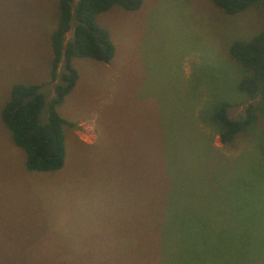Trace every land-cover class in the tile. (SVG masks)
<instances>
[{
    "label": "rangeland",
    "instance_id": "rangeland-1",
    "mask_svg": "<svg viewBox=\"0 0 264 264\" xmlns=\"http://www.w3.org/2000/svg\"><path fill=\"white\" fill-rule=\"evenodd\" d=\"M57 2L0 0V110L15 83L54 96ZM96 22L115 52L72 58L63 167L27 170L0 119V264H264V100L238 90L249 73L229 53L262 29L264 2L228 15L212 0H142ZM249 103L256 124L225 146L214 110Z\"/></svg>",
    "mask_w": 264,
    "mask_h": 264
},
{
    "label": "trees",
    "instance_id": "trees-1",
    "mask_svg": "<svg viewBox=\"0 0 264 264\" xmlns=\"http://www.w3.org/2000/svg\"><path fill=\"white\" fill-rule=\"evenodd\" d=\"M225 14L233 15L264 0H212ZM142 0H58L57 23L50 35V82L58 77L57 68L64 61L60 81L54 85V96L46 103L40 92L41 84L15 83L0 110L2 124L11 140L25 155L29 171H56L65 160L64 127L73 126L57 112L56 107L73 89L78 71L72 65L73 57H86L108 63L114 56L115 46L108 31L97 24L96 16L113 5L125 10H137ZM75 23L71 26V21ZM72 29V36L65 35ZM231 57L248 71L237 85L247 97L264 100V25L252 38L233 41L229 47ZM33 95L30 99L28 96ZM46 104V105H45ZM46 106V107H44ZM222 104L214 110L211 126L216 128L222 144L229 146L239 134L252 130L257 121L253 103L244 113L230 117L228 107ZM204 121V120H203ZM211 146V142L209 140Z\"/></svg>",
    "mask_w": 264,
    "mask_h": 264
},
{
    "label": "water",
    "instance_id": "water-1",
    "mask_svg": "<svg viewBox=\"0 0 264 264\" xmlns=\"http://www.w3.org/2000/svg\"><path fill=\"white\" fill-rule=\"evenodd\" d=\"M32 96H33V95L28 96L27 99H30Z\"/></svg>",
    "mask_w": 264,
    "mask_h": 264
}]
</instances>
